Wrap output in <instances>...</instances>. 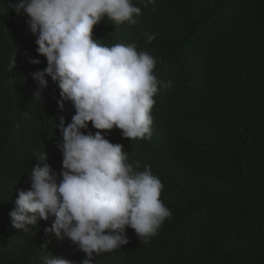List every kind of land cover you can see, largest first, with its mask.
Segmentation results:
<instances>
[{
	"label": "trees",
	"instance_id": "16d2710c",
	"mask_svg": "<svg viewBox=\"0 0 264 264\" xmlns=\"http://www.w3.org/2000/svg\"><path fill=\"white\" fill-rule=\"evenodd\" d=\"M15 2L0 0V264H42L49 252L80 264L86 254L67 237L45 234L54 217L22 231L9 216L30 188L34 151L45 150L61 172L56 124L75 113L70 101L61 110L50 77L42 101L34 98L31 74L47 61ZM132 3L141 8L136 24L105 17L92 35L108 46L135 43L156 59L157 79L170 82L153 97L150 139L91 122L82 131H101L123 145L129 163L151 165L171 216L146 240L127 228L128 244L94 255L95 264H264V0Z\"/></svg>",
	"mask_w": 264,
	"mask_h": 264
},
{
	"label": "clouds",
	"instance_id": "9594fccd",
	"mask_svg": "<svg viewBox=\"0 0 264 264\" xmlns=\"http://www.w3.org/2000/svg\"><path fill=\"white\" fill-rule=\"evenodd\" d=\"M154 2L145 0V6ZM10 7L26 16L36 52L47 61L46 68L31 74L37 82L34 98L42 101L50 77L60 90L61 110L65 101L75 109L70 122L61 117L56 124L61 172L48 163L45 150L33 152L36 164L28 175L30 188L18 192L9 212L12 227L27 231L28 225L37 228L40 220L54 217L45 234L67 237L86 254L80 264H95L94 255L128 244L127 228L140 239L156 235L171 212L159 199L163 184L151 165L129 163L123 145L111 143L101 131H82L91 122L94 129L105 132L117 128L124 138L150 139L153 97L158 85L167 89L170 82L157 79L156 59L138 51L135 43L108 46L92 35L105 17L115 25L136 24L141 8L132 0H16ZM142 35L147 43L155 39L147 32ZM12 65L15 68V59ZM41 260L75 264L51 252Z\"/></svg>",
	"mask_w": 264,
	"mask_h": 264
}]
</instances>
